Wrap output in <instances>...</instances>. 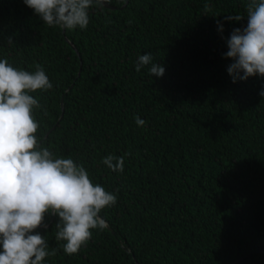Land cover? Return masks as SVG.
<instances>
[{
  "label": "trees",
  "instance_id": "16d2710c",
  "mask_svg": "<svg viewBox=\"0 0 264 264\" xmlns=\"http://www.w3.org/2000/svg\"><path fill=\"white\" fill-rule=\"evenodd\" d=\"M248 2L106 0L86 29L64 30L0 0V59L39 63L53 84L30 93L43 106L36 136L117 195L77 254L45 214L33 234L60 250L44 264H264V77L233 83L224 55ZM146 53L162 77L135 70ZM109 154L124 156L122 173L102 163Z\"/></svg>",
  "mask_w": 264,
  "mask_h": 264
},
{
  "label": "clouds",
  "instance_id": "9594fccd",
  "mask_svg": "<svg viewBox=\"0 0 264 264\" xmlns=\"http://www.w3.org/2000/svg\"><path fill=\"white\" fill-rule=\"evenodd\" d=\"M23 2L49 27L84 30L90 8L103 7L106 0ZM204 9L211 11L207 3ZM246 16L247 26L233 29L224 54L234 61L227 69L233 83L251 76L264 77V0H249ZM226 19L239 21L243 17ZM145 66H149L151 76L164 75V67L153 62L151 53L138 56L135 70ZM52 88L39 63L30 72L0 59V264H44L46 257L57 254L59 248L49 250L45 237L33 234L45 226V214L59 217L55 239L65 242L64 253L77 254L87 246L93 229L107 227L101 211L117 203V195L93 183L83 164L70 156H56L36 136L40 123L33 110L43 106L30 93ZM259 95L264 97V90ZM44 112L47 114L46 109ZM134 120L138 127L146 125L139 116ZM102 163L122 173L124 156L109 154Z\"/></svg>",
  "mask_w": 264,
  "mask_h": 264
}]
</instances>
